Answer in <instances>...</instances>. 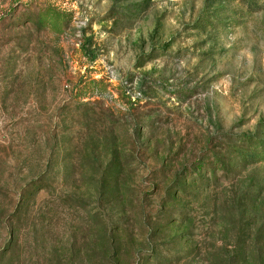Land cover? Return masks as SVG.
I'll list each match as a JSON object with an SVG mask.
<instances>
[{"label":"rangeland","instance_id":"374dc122","mask_svg":"<svg viewBox=\"0 0 264 264\" xmlns=\"http://www.w3.org/2000/svg\"><path fill=\"white\" fill-rule=\"evenodd\" d=\"M0 264H264V0H0Z\"/></svg>","mask_w":264,"mask_h":264}]
</instances>
